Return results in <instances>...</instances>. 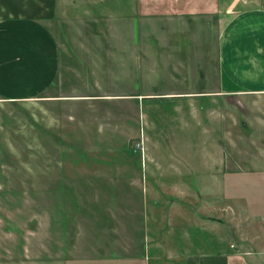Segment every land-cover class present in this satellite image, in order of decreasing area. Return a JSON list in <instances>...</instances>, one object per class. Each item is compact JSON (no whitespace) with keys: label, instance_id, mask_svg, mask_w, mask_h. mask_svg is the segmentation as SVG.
I'll return each mask as SVG.
<instances>
[{"label":"crops","instance_id":"obj_1","mask_svg":"<svg viewBox=\"0 0 264 264\" xmlns=\"http://www.w3.org/2000/svg\"><path fill=\"white\" fill-rule=\"evenodd\" d=\"M66 1L0 0V104H27L29 121L38 130L45 154L58 157L57 165L50 166L55 178L45 185L48 191L41 206L44 244L37 250V259L22 264H264V254L241 252L233 244H220L221 240L212 243L210 169L202 180L208 186L207 201L201 200L196 209V204L185 203L190 200L185 180L164 179L165 171L179 176L176 165L166 170L159 164L156 170L126 146L115 150L123 140L120 134L136 132L133 115L138 107H147V91L137 89L142 79L128 63L124 64L129 80L126 91L108 92L98 80V85H67L66 63L49 25L66 12ZM133 3L132 9L144 22L215 19L220 87L196 93L234 100L236 107L246 111L257 108L251 112L264 122V0ZM126 55L131 60L145 57ZM139 72L142 75V69ZM69 107L76 110L74 126L70 125L76 145L70 146L83 162L76 159L77 165L70 168L64 164L69 155L65 149L69 125L63 111ZM40 108L43 119L32 111ZM93 156L104 158L93 160ZM196 233L204 239H196ZM23 251L29 255L25 246Z\"/></svg>","mask_w":264,"mask_h":264},{"label":"rangeland","instance_id":"obj_2","mask_svg":"<svg viewBox=\"0 0 264 264\" xmlns=\"http://www.w3.org/2000/svg\"><path fill=\"white\" fill-rule=\"evenodd\" d=\"M129 1H66L62 17L49 22L66 63L64 80L69 86L98 85V80L108 92L126 91L129 80L124 64L138 69L142 81L137 89L147 91L148 105L141 110L138 107L133 115L136 132L120 134L123 140L113 149L126 146L156 170L159 164L166 170L176 165L179 176L170 170L164 172V179L185 180L190 200L183 202L196 204V209L201 200L207 201L209 194L204 191L208 186L204 187L202 180L210 172L212 243L221 240L220 244H233V249L241 252L264 254V122L252 114L259 109L244 112L234 100L196 93L220 87L217 21L164 18L144 22L132 9L133 0ZM141 53L146 58L126 59V54L138 57ZM32 111L43 119L41 108ZM63 111H67L69 125L65 141L69 155L64 164L70 168L77 165L76 159L83 162L71 147L76 145L74 127L70 126H74L76 110L69 107ZM38 136L29 121L27 104H0V264L32 262L44 244L41 206L48 191L45 185L55 178L50 166L57 165L58 157L45 154ZM141 136L146 146L144 158L136 151ZM87 143L91 147L92 141ZM113 157L105 156V160ZM148 174L151 180L152 170ZM196 239L204 238L201 234Z\"/></svg>","mask_w":264,"mask_h":264},{"label":"built area","instance_id":"obj_3","mask_svg":"<svg viewBox=\"0 0 264 264\" xmlns=\"http://www.w3.org/2000/svg\"><path fill=\"white\" fill-rule=\"evenodd\" d=\"M136 151L141 152V154L143 155V158L145 157L146 146H145L144 136H141L140 141L136 143Z\"/></svg>","mask_w":264,"mask_h":264}]
</instances>
